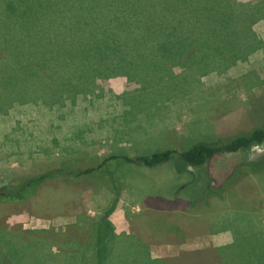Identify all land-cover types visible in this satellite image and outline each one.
I'll list each match as a JSON object with an SVG mask.
<instances>
[{
	"label": "rangeland",
	"instance_id": "1",
	"mask_svg": "<svg viewBox=\"0 0 264 264\" xmlns=\"http://www.w3.org/2000/svg\"><path fill=\"white\" fill-rule=\"evenodd\" d=\"M104 1L0 0V190L68 176L0 204V264H94L99 246L103 264H264V173L239 168L264 163V143L197 168L107 162L77 176L264 129V0L219 3L236 19L229 53L214 17ZM107 27L122 47L89 48Z\"/></svg>",
	"mask_w": 264,
	"mask_h": 264
},
{
	"label": "trees",
	"instance_id": "2",
	"mask_svg": "<svg viewBox=\"0 0 264 264\" xmlns=\"http://www.w3.org/2000/svg\"><path fill=\"white\" fill-rule=\"evenodd\" d=\"M97 2L103 1L107 2L109 6H112L111 1H104V0H96ZM152 2L146 1L141 2L143 4H151L155 6H163L168 8L169 10L177 13V14H188L190 15V19H197L198 25L201 26L204 21H208L207 17H214L217 21L216 23H213L211 21L210 28H214L217 31L220 32V34L223 36L225 40H227L228 44L227 46L231 48H222L223 51L228 52V50L234 48L235 43V30L237 32L236 24H235V17L231 14L230 7H228V3L226 8L223 7L218 10L217 7H219V3L225 0H156ZM235 0H233L234 2ZM110 8V7H109ZM120 18V17H118ZM122 19V18H120ZM246 17L241 16L242 21H246ZM107 30V36L105 37L102 33H95L94 35H91V38L89 40L88 47H94L95 41L98 42V36L103 37V41L117 45L119 47H122L118 42L112 41L110 39L111 36H109L108 27L105 28ZM101 32V31H100ZM195 43V42H194ZM196 44H192L190 42L183 43L181 45H178L184 49H173L178 53L183 51V54L187 53L188 50H192L195 47H193ZM98 46V45H97ZM177 46V47H178ZM205 47H208V45H203ZM226 46V47H227ZM162 47V46H159ZM86 49V48H83ZM218 51V50H217ZM219 52V51H218ZM229 53V52H228ZM186 55V54H185ZM264 143V129H253L252 131L236 135L229 143L227 144H220L218 145H206V144H195L192 147H190L188 150L184 152H178L176 150H165L158 153H153L150 156L146 157H138V158H129L126 156H111L106 158L99 166L96 168H88L83 171H79L77 176H88L95 171H99L103 164L107 162H123L128 164L137 165L139 167L144 168H154L158 166H162L166 163H173L178 171L183 170V167H191V168H197L202 167L205 164H207L211 159L215 157L217 154L221 153H236L239 151L246 150L253 146H258L260 144ZM182 165V166H181ZM239 168L242 173H245L247 171L252 172H262L264 173V163H255V162H247L243 163L242 165L239 164ZM67 173H65L62 170H48L46 172H43L41 174L32 176L30 178L25 179L22 183H20L17 186L12 187L11 189H1L0 190V204L1 203H18V202H24L28 200L31 196H33L38 188L44 184L47 181H51L57 177L60 176H66ZM70 176V175H69ZM72 176V174H71ZM68 177V176H66ZM115 205V202H113V206ZM112 210H109L105 215H108L111 213ZM104 220V219H103ZM105 222L101 221V225L99 224V230L102 233H107V230L105 227H103ZM97 230V232L99 231ZM95 233L96 236V242L98 241V233ZM101 239V237H100ZM99 239V240H100ZM101 242H99L100 244ZM34 243L31 242L29 244V248H27V251L31 254H35V252H38L40 249L37 246H32ZM104 244V242H103ZM35 245V244H34ZM98 245V242H97ZM135 245L137 246L138 243L136 242ZM144 248L142 249L143 254H145V257H147L146 253V245L143 243ZM25 249V248H22ZM118 249V244H113L110 251H115ZM26 250V249H25ZM106 250L102 249V246H99V248L93 250L91 252L92 260L95 257L94 264H100L104 262V258H106V253H104ZM137 252V251H136ZM90 255V252H89ZM89 260L90 257L88 256ZM148 258V257H147Z\"/></svg>",
	"mask_w": 264,
	"mask_h": 264
},
{
	"label": "crops",
	"instance_id": "3",
	"mask_svg": "<svg viewBox=\"0 0 264 264\" xmlns=\"http://www.w3.org/2000/svg\"><path fill=\"white\" fill-rule=\"evenodd\" d=\"M217 241V240H216ZM264 258V257H263Z\"/></svg>",
	"mask_w": 264,
	"mask_h": 264
}]
</instances>
